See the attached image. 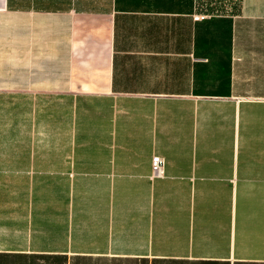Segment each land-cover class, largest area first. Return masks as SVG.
<instances>
[{"label":"crops","instance_id":"crops-1","mask_svg":"<svg viewBox=\"0 0 264 264\" xmlns=\"http://www.w3.org/2000/svg\"><path fill=\"white\" fill-rule=\"evenodd\" d=\"M221 3L0 0V264H264V0Z\"/></svg>","mask_w":264,"mask_h":264},{"label":"rangeland","instance_id":"rangeland-1","mask_svg":"<svg viewBox=\"0 0 264 264\" xmlns=\"http://www.w3.org/2000/svg\"><path fill=\"white\" fill-rule=\"evenodd\" d=\"M199 4L200 10L204 13H217L222 11L230 10V5L222 4V0H197ZM217 1V2H216ZM229 2H232V0H229Z\"/></svg>","mask_w":264,"mask_h":264},{"label":"built area","instance_id":"built-area-1","mask_svg":"<svg viewBox=\"0 0 264 264\" xmlns=\"http://www.w3.org/2000/svg\"><path fill=\"white\" fill-rule=\"evenodd\" d=\"M205 13H199L194 16V19L205 17ZM164 159L161 156H152L151 158V177H162L164 173Z\"/></svg>","mask_w":264,"mask_h":264}]
</instances>
